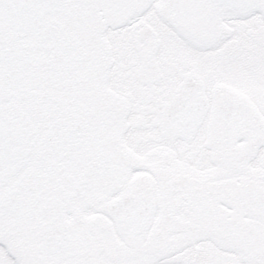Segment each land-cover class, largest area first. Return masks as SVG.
I'll return each instance as SVG.
<instances>
[{"label": "snow or ice", "instance_id": "snow-or-ice-1", "mask_svg": "<svg viewBox=\"0 0 264 264\" xmlns=\"http://www.w3.org/2000/svg\"><path fill=\"white\" fill-rule=\"evenodd\" d=\"M0 264H264V0H0Z\"/></svg>", "mask_w": 264, "mask_h": 264}]
</instances>
